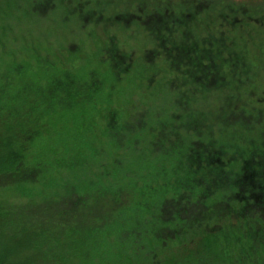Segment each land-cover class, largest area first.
Wrapping results in <instances>:
<instances>
[{"label": "trees", "instance_id": "1", "mask_svg": "<svg viewBox=\"0 0 264 264\" xmlns=\"http://www.w3.org/2000/svg\"><path fill=\"white\" fill-rule=\"evenodd\" d=\"M263 39L264 0H0V264H264Z\"/></svg>", "mask_w": 264, "mask_h": 264}, {"label": "rangeland", "instance_id": "2", "mask_svg": "<svg viewBox=\"0 0 264 264\" xmlns=\"http://www.w3.org/2000/svg\"><path fill=\"white\" fill-rule=\"evenodd\" d=\"M53 29V34L55 35L56 33H59V31L58 30H56V32H54V28H52ZM62 29V28H61ZM64 29V28H63ZM71 29V26H69L68 28H66V29H64L65 31L67 30V31H69ZM264 40V39H263Z\"/></svg>", "mask_w": 264, "mask_h": 264}]
</instances>
